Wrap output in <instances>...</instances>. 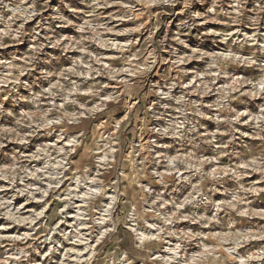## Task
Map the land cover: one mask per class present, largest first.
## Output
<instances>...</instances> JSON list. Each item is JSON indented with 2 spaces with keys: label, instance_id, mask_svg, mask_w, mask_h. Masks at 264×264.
<instances>
[{
  "label": "clouds",
  "instance_id": "9594fccd",
  "mask_svg": "<svg viewBox=\"0 0 264 264\" xmlns=\"http://www.w3.org/2000/svg\"><path fill=\"white\" fill-rule=\"evenodd\" d=\"M0 264H264V0H0Z\"/></svg>",
  "mask_w": 264,
  "mask_h": 264
}]
</instances>
